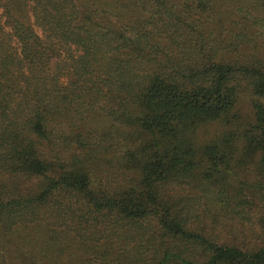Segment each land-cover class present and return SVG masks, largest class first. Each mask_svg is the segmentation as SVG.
<instances>
[{"label": "trees", "instance_id": "obj_1", "mask_svg": "<svg viewBox=\"0 0 264 264\" xmlns=\"http://www.w3.org/2000/svg\"><path fill=\"white\" fill-rule=\"evenodd\" d=\"M252 214L264 0H0V264H264Z\"/></svg>", "mask_w": 264, "mask_h": 264}, {"label": "rangeland", "instance_id": "obj_2", "mask_svg": "<svg viewBox=\"0 0 264 264\" xmlns=\"http://www.w3.org/2000/svg\"><path fill=\"white\" fill-rule=\"evenodd\" d=\"M252 217H254V214L250 216V224H248V222L243 223L242 226L234 224L232 225L233 228L230 231H223V238L229 241L231 240L235 242H245V244L246 242H250V244L255 245L261 244L264 238V231H261L258 227L251 225V221L253 222V220L251 219Z\"/></svg>", "mask_w": 264, "mask_h": 264}]
</instances>
